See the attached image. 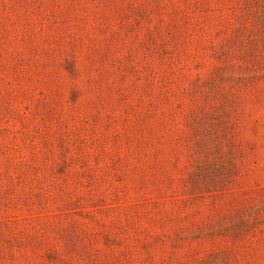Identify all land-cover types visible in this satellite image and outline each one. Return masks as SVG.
<instances>
[{
	"label": "rangeland",
	"instance_id": "374dc122",
	"mask_svg": "<svg viewBox=\"0 0 264 264\" xmlns=\"http://www.w3.org/2000/svg\"><path fill=\"white\" fill-rule=\"evenodd\" d=\"M0 264H264V0H0Z\"/></svg>",
	"mask_w": 264,
	"mask_h": 264
}]
</instances>
